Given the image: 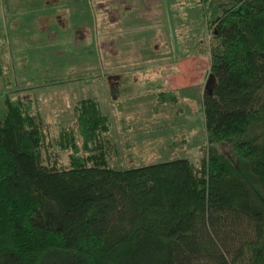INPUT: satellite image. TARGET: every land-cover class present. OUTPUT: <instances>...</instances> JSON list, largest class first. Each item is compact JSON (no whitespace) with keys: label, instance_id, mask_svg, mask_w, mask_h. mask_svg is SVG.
<instances>
[{"label":"trees","instance_id":"1","mask_svg":"<svg viewBox=\"0 0 264 264\" xmlns=\"http://www.w3.org/2000/svg\"><path fill=\"white\" fill-rule=\"evenodd\" d=\"M217 1L199 166L111 168L117 148L96 100L77 101L52 136L32 99L6 95L0 264H264V0ZM9 70L0 61L1 83ZM157 96L158 107L177 101Z\"/></svg>","mask_w":264,"mask_h":264},{"label":"rangeland","instance_id":"2","mask_svg":"<svg viewBox=\"0 0 264 264\" xmlns=\"http://www.w3.org/2000/svg\"><path fill=\"white\" fill-rule=\"evenodd\" d=\"M17 2L22 8H27L25 0H0V54L5 52L10 69L8 76H2L6 82H0V117L5 112L3 100L6 95L16 94L25 100L32 99L43 120L50 125L52 136H56L61 127L72 121L73 107L77 101L94 99L98 102L101 112L111 121L110 134L117 148V157L109 163V167L123 169L176 159H187L196 166L200 165L206 151L201 99L208 79L209 55L204 54L203 62L201 61L198 66L196 79L192 80L191 86L184 88L178 87L188 83V79L186 81L181 77L176 65L164 69L168 72L167 76L171 75L168 81H164L162 75L165 73L162 72L163 68L160 69L162 63L151 60L154 58L161 60L167 53L170 58H174L195 49L179 47V44L185 43L184 38L180 40L175 38L178 34L186 36L187 31L184 26L176 24L174 16L170 13L185 10L201 12V9L206 12L209 7L216 8L220 1H164L168 14L165 13L164 17L158 15L152 17L145 15L144 10L146 6L157 5L159 0H116L120 8L119 37L123 41L115 50L118 56L114 63L111 62L114 65L109 67L108 61L104 65L99 58L94 33L100 16L92 9L98 7V2L85 0L83 4L89 2L91 13L88 15L85 12L82 16L72 18L77 20L75 24H82L83 20H88L92 25L91 33L87 36L90 61L81 65L86 68L85 70L79 69L77 63L65 57L56 64L50 57L43 58L48 60L39 65L34 59L28 58L26 51L33 53L40 48L35 47V40H32L37 36V27L29 24L30 26L23 27L22 30H15L11 23L8 24L9 21L19 18ZM31 2L34 8L38 5L37 0ZM50 2L58 3L57 0ZM66 2L67 0H59L58 4ZM161 5L163 7V2ZM37 11L38 9H35L31 15L23 16L22 19H36L38 15L34 14ZM214 13L215 17L218 11ZM162 22L165 28L170 30L167 34L169 37L173 36L174 41L171 39L163 41L166 34H163V42L160 41L162 32L157 30V27ZM203 32L196 43V50L207 52L205 39L207 33ZM136 34L139 35L132 38ZM19 36L22 37L23 43L17 46L15 44L18 41L15 40L19 39ZM60 44L59 51L66 52L69 49L67 42ZM16 51H20L18 53L25 55L26 59L19 61L21 58L14 55ZM5 59L0 58V61ZM27 60H31L28 65L22 64ZM161 88L176 89L177 102L152 109V97L147 94ZM54 150L58 154L59 163L66 165L67 155L56 148Z\"/></svg>","mask_w":264,"mask_h":264},{"label":"crops","instance_id":"3","mask_svg":"<svg viewBox=\"0 0 264 264\" xmlns=\"http://www.w3.org/2000/svg\"><path fill=\"white\" fill-rule=\"evenodd\" d=\"M31 1L33 0H25V5L27 6V8H22L21 4L17 2V10L20 11L19 18H15L8 23H11L10 25L13 26V29L15 30H22L23 27L30 26L29 24H33L35 27H37V36H35V39L32 40H35V47L38 46L40 48L39 51H35L33 53H27V51L25 50L26 52H24L29 55L28 58H30L31 60L34 59L35 63L37 62L36 64L39 65L41 63H45L48 60L43 58L50 57V60L56 64L60 63L61 59L65 57L77 63L79 69L85 70L86 68H83L81 65L83 63L88 64L90 61V47L87 42V36L91 33L90 31L92 25L88 23V20H83L82 24H75L77 20H73L72 18L76 16H82L85 14V12L89 15L92 9L90 8L89 2L83 4L85 0H67L66 3L58 4L59 0H57L58 3L50 2L52 0H37L38 5L34 8V5ZM96 1L98 2V7H96L95 10H92L98 13L100 16L97 20V26L94 27V33L96 34L97 39V49L99 51V58L104 62V65H106V61H108V64L110 65L109 67H112V65H114L113 63L115 62L114 59L118 56L115 50L120 47L119 44L123 41L119 37V34L121 32L119 30L120 28H118L120 22V8L119 4L115 2L116 0ZM164 1L166 2L169 0H159L158 4L155 6H146L144 14L151 15L152 17L157 15L160 17H164L165 13L168 14V10H165ZM162 2L163 7L161 5ZM35 9H38V11L34 14L38 15L36 16V19H22L23 16L31 15V13H33ZM191 12V10H185L182 12H173L170 13V15L174 16L176 24L184 26L187 31L185 34L186 36L183 37L182 34H178L175 38L179 40L184 38L185 43L179 44V47L195 49L192 51H186L185 54L175 56L174 58H170V55L167 53L161 58V60H155V58L151 60L152 62L162 63V67H160V69L163 68L162 72L165 73L163 75L161 74L164 81H168L171 77V75L167 76L166 73L168 72H165L164 69H167L168 67L171 68V66L175 67V65L178 67L181 77H183L186 81L188 79V83H186L185 85H179L178 88L191 86L192 80H195L197 77L196 73L198 71L199 63H201L202 61V57L205 53H208V51L205 52V50H196V43H198L199 38L202 37L203 31H206L207 33L205 39L208 42L207 37L209 34V30L207 28V23L210 17L208 14V10L205 12L203 9H201V12H199V10H195L192 13ZM196 12H198L197 17ZM166 28L163 22L159 27H157V30H160L162 32V34L160 35V41H162L163 34H166V38L164 36L163 41L164 39H166V41H168V39L174 41L173 36H168L170 30H167ZM138 35L139 34H136V36L132 38H136ZM15 41H18V43L15 44L17 46H20L23 43V39L20 36L19 39ZM64 41L67 42L69 47L66 52L59 51V47L61 45L60 43ZM193 42L195 44H193ZM18 52L20 53V51ZM18 52L16 51L14 55L21 58L19 61H21L23 58L26 59L25 55L19 54ZM0 58H6L5 60L8 61L5 52H2L0 54ZM31 60L24 61L22 64L28 65ZM84 73L85 72H81V74ZM174 88L165 90H162L161 88L159 90H156V92L152 91L150 92V94H147L148 96L152 97V109L158 107L157 95L160 91H169L175 95L176 89Z\"/></svg>","mask_w":264,"mask_h":264},{"label":"water","instance_id":"4","mask_svg":"<svg viewBox=\"0 0 264 264\" xmlns=\"http://www.w3.org/2000/svg\"><path fill=\"white\" fill-rule=\"evenodd\" d=\"M209 80H210V78L208 77V79H207V82H206V89H207V87H208V85H209Z\"/></svg>","mask_w":264,"mask_h":264}]
</instances>
